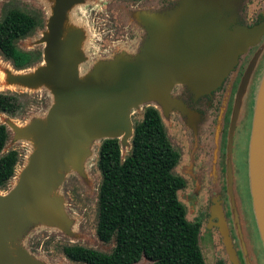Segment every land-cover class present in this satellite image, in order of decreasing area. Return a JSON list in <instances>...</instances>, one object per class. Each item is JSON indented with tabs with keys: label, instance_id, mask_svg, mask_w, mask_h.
Returning a JSON list of instances; mask_svg holds the SVG:
<instances>
[{
	"label": "water",
	"instance_id": "1",
	"mask_svg": "<svg viewBox=\"0 0 264 264\" xmlns=\"http://www.w3.org/2000/svg\"><path fill=\"white\" fill-rule=\"evenodd\" d=\"M52 6L42 37V67L33 77H21L27 85L49 86L51 103L42 123H33L18 134L35 132L36 146L25 160L14 185L0 194V264H15L8 248V227L25 206H33L46 223L71 224L60 210V198H50L64 181L59 166L78 162L87 141L117 139L120 153L129 149L132 111L158 107L162 118L170 110L185 112L171 97L183 87L195 98L220 87L238 58L255 46L264 24L248 28L235 24V0H178L173 17L157 23L146 20L145 38L136 53L123 63L105 67L108 82H80L74 63L72 40L61 39L66 12L80 0H50ZM230 8V10H229ZM223 10H227L223 12ZM168 12V14L174 12ZM256 55L247 64L237 87L236 104L244 91ZM254 102L248 142V184L252 212L264 250V74ZM236 104L235 108L236 109ZM5 126V125H4ZM7 130V129H6ZM85 152V153H84Z\"/></svg>",
	"mask_w": 264,
	"mask_h": 264
},
{
	"label": "rangeland",
	"instance_id": "2",
	"mask_svg": "<svg viewBox=\"0 0 264 264\" xmlns=\"http://www.w3.org/2000/svg\"><path fill=\"white\" fill-rule=\"evenodd\" d=\"M235 2L239 4L240 0ZM175 3L177 4L178 0H80L78 4L72 6L65 14L61 39L65 43L72 40L71 47L75 52L74 63L80 82L86 84L90 79L108 82L105 67L123 63L133 57L141 39L145 38L146 28L140 25L143 22V15L146 16L147 21L155 19L157 23L169 20L176 15L173 14L176 12ZM51 6L50 0H0V20L7 11L14 9L29 15L35 21L32 30L14 42L17 50L30 55L28 65L19 70L15 69L10 61L0 54V93L14 96L19 105L13 115L0 113V124L5 125L7 129V140L3 151L15 150L18 155L13 176L0 188V194L14 185L25 166L27 156L37 145L35 132L22 135L18 134L17 130L22 132L28 125L42 123L52 101L49 86L43 82L27 85L19 80L21 77L35 76L42 67V37L46 32L45 23ZM169 6L175 7L166 10L165 8ZM171 11L174 12L168 14ZM263 74L264 62L253 88L254 102ZM173 90L171 97L176 99L175 89ZM144 107L141 106L139 110L142 111ZM155 108L161 114L160 109ZM140 113L132 111L130 117L132 123L140 119ZM171 114L172 118L161 117V122L171 147L176 151L174 139L176 141L180 139L182 145L185 139L182 138L183 135L180 134L176 123L172 121L173 116H176L175 113L171 112ZM99 143L100 140L85 142L82 148L86 153L84 152L77 163L68 160L59 166L60 172L64 174V181L58 188L52 190L50 198L55 196L60 198V210L65 220L71 224L67 230H64L60 223L44 222L33 206L23 207L11 220L7 243L15 264H79L69 262L61 252L63 246L70 245L101 253L110 251L112 242L104 244L97 240L94 233L97 187L100 182L96 168ZM181 148L183 149L182 146ZM126 153L127 149H124L122 156ZM184 162V157L181 155L173 170L175 175H179V167ZM181 194L182 191L177 192L178 200L185 209V218L187 221H192L193 215L189 212ZM199 248L204 263L215 264L206 249L200 244ZM136 264H149V262L140 259Z\"/></svg>",
	"mask_w": 264,
	"mask_h": 264
},
{
	"label": "trees",
	"instance_id": "3",
	"mask_svg": "<svg viewBox=\"0 0 264 264\" xmlns=\"http://www.w3.org/2000/svg\"><path fill=\"white\" fill-rule=\"evenodd\" d=\"M35 26L29 15L9 10L0 20V54L15 69L28 65L30 55L14 42ZM19 105L14 96L0 93V113L13 115ZM132 123L125 155L117 139L101 140L96 152L100 176L96 196L94 233L98 241L112 242L108 253L81 246H63L65 259L79 264H205L198 244V224L187 221L177 192L184 181L173 173L178 153L171 147L161 117L144 107ZM7 130L0 124V188L13 176L18 155L3 151Z\"/></svg>",
	"mask_w": 264,
	"mask_h": 264
},
{
	"label": "flooded vegetation",
	"instance_id": "4",
	"mask_svg": "<svg viewBox=\"0 0 264 264\" xmlns=\"http://www.w3.org/2000/svg\"><path fill=\"white\" fill-rule=\"evenodd\" d=\"M235 24L248 28L264 24V0H240ZM254 55L253 68L236 104L237 87ZM263 62L264 33L209 95L195 98L183 87L174 88L185 112L172 109L176 115L172 121L185 142L182 145L180 139H174L179 158L173 170L182 155L185 162L176 176L184 186L179 191L193 215L190 222L198 224V244L215 264H264L248 184L253 88Z\"/></svg>",
	"mask_w": 264,
	"mask_h": 264
},
{
	"label": "bare ground",
	"instance_id": "5",
	"mask_svg": "<svg viewBox=\"0 0 264 264\" xmlns=\"http://www.w3.org/2000/svg\"><path fill=\"white\" fill-rule=\"evenodd\" d=\"M33 134V133H32ZM35 139V138H34ZM34 141V140H33Z\"/></svg>",
	"mask_w": 264,
	"mask_h": 264
}]
</instances>
